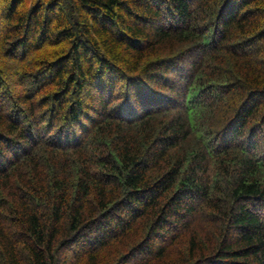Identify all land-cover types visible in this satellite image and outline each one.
<instances>
[{"label": "trees", "instance_id": "trees-1", "mask_svg": "<svg viewBox=\"0 0 264 264\" xmlns=\"http://www.w3.org/2000/svg\"><path fill=\"white\" fill-rule=\"evenodd\" d=\"M0 264H264V0H0Z\"/></svg>", "mask_w": 264, "mask_h": 264}]
</instances>
